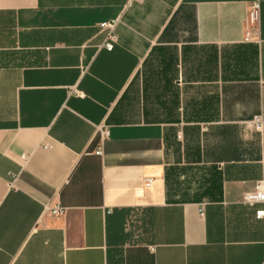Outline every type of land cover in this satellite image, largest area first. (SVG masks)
I'll list each match as a JSON object with an SVG mask.
<instances>
[{"label":"crops","instance_id":"crops-1","mask_svg":"<svg viewBox=\"0 0 264 264\" xmlns=\"http://www.w3.org/2000/svg\"><path fill=\"white\" fill-rule=\"evenodd\" d=\"M263 177L264 0H0V264H264Z\"/></svg>","mask_w":264,"mask_h":264},{"label":"built area","instance_id":"built-area-1","mask_svg":"<svg viewBox=\"0 0 264 264\" xmlns=\"http://www.w3.org/2000/svg\"><path fill=\"white\" fill-rule=\"evenodd\" d=\"M253 9L258 10L256 5L253 7ZM252 18V16H251ZM120 24V20L117 18L114 21H111L109 23H100V25L98 26V28L100 29L101 32L105 33V39L102 45V48L105 49L108 52H111L114 49V43L116 41L115 39V30H116V26ZM248 37V35H246V38ZM257 122H259V120H256ZM108 136V132L106 129H102L98 132V137L100 139V143L102 144L103 141L105 140V138ZM47 148V147H44ZM95 155L97 156H101V151L98 150ZM27 157H22L21 161H26ZM151 185V181L147 180L144 181V186H146L147 188L150 187ZM12 186V185H11ZM243 203L244 204H249V205H254V204H258L261 206V209L255 212L256 215V219L257 220H263L264 219V177L262 178L261 181L257 182L255 189L252 193H247V195H245L243 197ZM50 215L52 217H57L58 215H61L64 213V208L60 207V206H56L52 209L48 210Z\"/></svg>","mask_w":264,"mask_h":264}]
</instances>
